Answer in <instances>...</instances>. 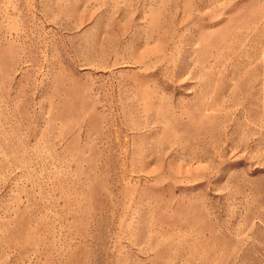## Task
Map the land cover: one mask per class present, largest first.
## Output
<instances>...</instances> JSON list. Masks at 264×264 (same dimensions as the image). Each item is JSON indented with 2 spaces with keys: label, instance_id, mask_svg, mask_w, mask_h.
<instances>
[{
  "label": "rangeland",
  "instance_id": "obj_1",
  "mask_svg": "<svg viewBox=\"0 0 264 264\" xmlns=\"http://www.w3.org/2000/svg\"><path fill=\"white\" fill-rule=\"evenodd\" d=\"M0 264H264V0H0Z\"/></svg>",
  "mask_w": 264,
  "mask_h": 264
}]
</instances>
